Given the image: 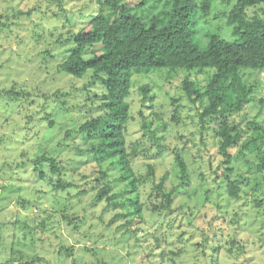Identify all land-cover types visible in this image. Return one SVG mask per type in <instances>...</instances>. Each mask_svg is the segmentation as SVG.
<instances>
[{
    "label": "rangeland",
    "instance_id": "rangeland-1",
    "mask_svg": "<svg viewBox=\"0 0 264 264\" xmlns=\"http://www.w3.org/2000/svg\"><path fill=\"white\" fill-rule=\"evenodd\" d=\"M201 1L193 0L198 7L192 14L193 41L205 47L213 34L234 39L225 16L231 4L212 0L204 14ZM123 2L145 19L169 8L167 0ZM96 10L95 0H0V22L8 24L0 27V264L34 256L48 264H264V170L257 172L235 149L224 162L211 118L200 120L206 98L191 101L181 87L188 80L202 90L212 68L157 67L131 77L126 144L139 150L132 161L138 176L148 164L155 168L139 188L142 219L127 225L121 215L113 219L110 208L102 212V205L93 206L90 191L78 194L87 189L83 180L90 175L82 179L74 173L78 186L65 191L33 181L30 159L45 152L69 162L74 148L83 147L79 125L98 114L101 83L91 73L76 78L56 68L67 55L65 38ZM248 16L264 18V3L248 8ZM245 78L254 88L242 112L264 124V71H247ZM8 89L18 92L16 102ZM144 125L163 136L161 151L150 150L151 157L141 152L150 145L141 135ZM177 150L188 164L189 185L175 190L169 210L152 215L153 182L165 176L166 190L179 186ZM223 172L237 181V198L228 195ZM116 191L119 200L128 197L123 184ZM62 210L74 214L72 224ZM60 247H71V254L59 253Z\"/></svg>",
    "mask_w": 264,
    "mask_h": 264
},
{
    "label": "trees",
    "instance_id": "trees-1",
    "mask_svg": "<svg viewBox=\"0 0 264 264\" xmlns=\"http://www.w3.org/2000/svg\"><path fill=\"white\" fill-rule=\"evenodd\" d=\"M95 1L96 12L65 38L69 44L65 50L67 55L56 68L58 72L76 78L91 73L101 83L103 92L98 114L90 115L79 125L77 133L83 147L74 148V157L69 162L64 164L62 158L45 152L30 159L33 181L46 182L54 191H65L78 186L74 173L82 179L90 175L88 181L83 180L87 189L78 194L90 191L93 206L102 205V212H108L110 208L115 213L113 219L121 215L127 225L142 219L144 209L139 188L154 177L155 168L148 164L146 174L139 176L134 171L132 161L139 150H128L126 144V125L130 117L126 97L134 73L157 67L214 69L202 90L188 80L182 81L181 87L191 101L206 98L200 120L204 122L205 117L211 118L213 136L218 139V152L225 158L224 162L232 158L230 151L235 149L236 156L248 157L251 167L257 172L263 171L264 124L242 111L252 101L254 88L253 84H248L245 74L247 71H264V18H250L248 8L264 3V0H225L231 4L225 16L235 38L227 41L213 34L205 47L193 41L195 21L192 14L197 7L193 0H167L169 8L147 19L131 12L123 0ZM147 1L141 0V4ZM211 1L200 2L199 8L204 14L210 11ZM7 25L0 22V27ZM94 46L98 49L94 50ZM141 89L145 92L149 87ZM6 92L16 102V89ZM52 121L50 118L49 125ZM143 127L145 131L141 135H145L150 145L141 152L151 157L161 151L163 136L155 129ZM173 158L179 186L166 190L165 176L153 182L148 195L152 215L169 210L175 190L189 185L190 171L184 154L177 150ZM68 172L72 173L69 177ZM223 175L226 177L224 172ZM120 184L129 192L128 197L121 200L116 191ZM226 189L230 197H238L236 180L228 179ZM123 208L128 212H121ZM62 211L63 219L72 224L74 214ZM63 252L70 255L72 248L60 247L59 253ZM11 262L48 264L40 256L9 258L3 264Z\"/></svg>",
    "mask_w": 264,
    "mask_h": 264
},
{
    "label": "water",
    "instance_id": "water-1",
    "mask_svg": "<svg viewBox=\"0 0 264 264\" xmlns=\"http://www.w3.org/2000/svg\"><path fill=\"white\" fill-rule=\"evenodd\" d=\"M10 264H19V263H17V262H15V263L11 262Z\"/></svg>",
    "mask_w": 264,
    "mask_h": 264
}]
</instances>
